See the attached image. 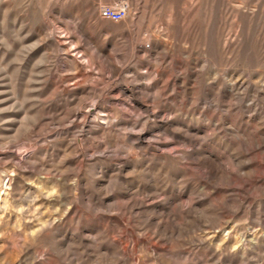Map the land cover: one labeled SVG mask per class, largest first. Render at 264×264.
Listing matches in <instances>:
<instances>
[{
    "label": "rangeland",
    "instance_id": "rangeland-1",
    "mask_svg": "<svg viewBox=\"0 0 264 264\" xmlns=\"http://www.w3.org/2000/svg\"><path fill=\"white\" fill-rule=\"evenodd\" d=\"M0 264H264V0H0Z\"/></svg>",
    "mask_w": 264,
    "mask_h": 264
},
{
    "label": "built area",
    "instance_id": "built-area-1",
    "mask_svg": "<svg viewBox=\"0 0 264 264\" xmlns=\"http://www.w3.org/2000/svg\"><path fill=\"white\" fill-rule=\"evenodd\" d=\"M132 11L130 4L125 1L117 6H103L100 9V16L106 20L121 21L134 15Z\"/></svg>",
    "mask_w": 264,
    "mask_h": 264
}]
</instances>
